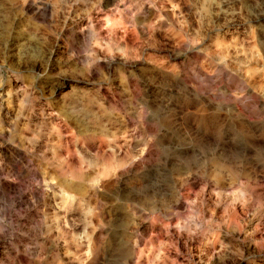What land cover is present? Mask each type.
<instances>
[{
	"label": "rangeland",
	"instance_id": "374dc122",
	"mask_svg": "<svg viewBox=\"0 0 264 264\" xmlns=\"http://www.w3.org/2000/svg\"><path fill=\"white\" fill-rule=\"evenodd\" d=\"M0 264H264V0H0Z\"/></svg>",
	"mask_w": 264,
	"mask_h": 264
}]
</instances>
